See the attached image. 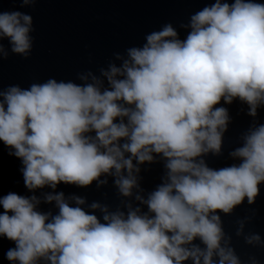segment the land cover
<instances>
[{
	"label": "clouds",
	"instance_id": "9594fccd",
	"mask_svg": "<svg viewBox=\"0 0 264 264\" xmlns=\"http://www.w3.org/2000/svg\"><path fill=\"white\" fill-rule=\"evenodd\" d=\"M35 0H22L21 7ZM186 39L171 23L126 50L117 66L74 81L49 79L30 88L0 91V141L22 161L29 190L56 189L61 182L88 186L102 174L117 177L124 196L139 187L134 165L166 158L167 176L147 199V212L129 206L103 221L63 192L48 193L58 214L38 210L40 199L9 192L0 197V237L15 242L6 257L18 264H240L233 249L221 246L218 210L231 212L245 197L251 204L264 182V124L250 131L231 155L238 165L210 168L202 159L219 154L228 110L216 107L235 98L255 116L264 103V3L216 0L191 16ZM31 15L0 12V40L27 58L33 48ZM0 53L7 51L0 45ZM91 77L92 82L89 81ZM128 154V155H126ZM127 175H124V171ZM105 181H101L104 183ZM199 239L205 248L193 244ZM260 241L259 235L248 242ZM191 245V247H188Z\"/></svg>",
	"mask_w": 264,
	"mask_h": 264
},
{
	"label": "water",
	"instance_id": "95a60500",
	"mask_svg": "<svg viewBox=\"0 0 264 264\" xmlns=\"http://www.w3.org/2000/svg\"><path fill=\"white\" fill-rule=\"evenodd\" d=\"M216 0H35L34 4L21 7L22 0H0V12L21 11L33 18L34 30L33 48L25 58L21 54L13 53L8 39L0 40L7 51V58L0 53V91L10 86L30 88L34 83H44L49 79L57 81H74L84 83L79 79L81 73L89 71L104 81L101 69H107L111 63L117 66L122 60L116 59V53L127 57L126 50L133 46H142L147 34L160 30L165 24L171 23L176 28L181 39H186L190 28L182 27L190 23L191 16L204 7L211 6ZM234 3V0H225ZM264 3V0H256ZM91 77H89V81ZM2 99V97H0ZM216 107L228 110L229 121L223 132L222 146L219 154L206 153L202 159L213 169H220L238 165L241 161L231 153L242 147L245 137L251 130L264 124V103L257 108V114H249L250 106L235 98L231 104L223 99ZM128 155V154H126ZM152 162L134 165L140 171L134 173L139 187L132 189L131 196H124L116 185V176L102 174L88 186H77L61 182L56 189L44 188L29 190L24 183L21 172L22 161L9 155V148L0 141V197L9 192H16L23 196L35 195L41 201L37 206L41 212L58 214L55 202H45L48 193L63 192L72 206H76L74 196L85 200L80 205L90 214H95L103 221L104 212H128L140 208L147 212L148 208L137 196L147 199L149 194L161 185L167 176L166 158L162 154H154ZM127 175V171H124ZM101 181H105L101 183ZM259 193L253 203L247 197L231 212L218 210L224 238L221 246L233 249L240 264H264V182L259 185ZM98 203L101 209H92L91 205ZM0 212H3L0 206ZM254 235L260 236V241L249 243ZM193 244L202 249L205 245L197 238ZM15 242L0 237V264H13L6 257ZM191 247V245H188ZM219 256L213 257L215 264H219ZM18 264V262H15ZM37 264H51L46 258H40ZM183 264H194L189 258ZM203 264V258H201Z\"/></svg>",
	"mask_w": 264,
	"mask_h": 264
}]
</instances>
